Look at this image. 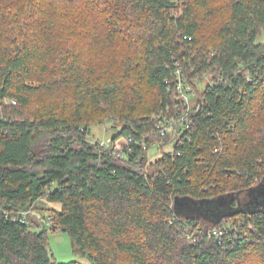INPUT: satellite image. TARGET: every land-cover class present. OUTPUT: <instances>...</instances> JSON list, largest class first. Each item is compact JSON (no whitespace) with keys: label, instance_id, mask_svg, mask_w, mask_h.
<instances>
[{"label":"trees","instance_id":"trees-1","mask_svg":"<svg viewBox=\"0 0 264 264\" xmlns=\"http://www.w3.org/2000/svg\"><path fill=\"white\" fill-rule=\"evenodd\" d=\"M263 38L264 0H0V264H85L58 230L92 264H264Z\"/></svg>","mask_w":264,"mask_h":264},{"label":"rangeland","instance_id":"rangeland-1","mask_svg":"<svg viewBox=\"0 0 264 264\" xmlns=\"http://www.w3.org/2000/svg\"><path fill=\"white\" fill-rule=\"evenodd\" d=\"M264 40V38H263ZM212 76L210 74H207L204 76V78L201 80H198L197 78L194 80L196 83H198V90L203 89L205 85L209 82H211ZM190 82V81H189ZM192 93L198 97L199 93L197 94L196 88L193 85ZM193 99H195L194 96H192ZM196 101H191V105H195ZM91 131L89 134V141L91 142H100L102 143H109L112 145L111 141H113V137L118 134V132L121 129V126H118L116 122H113L112 120H107L103 123L95 122L90 125ZM126 138H121L118 141L119 145H125ZM174 147V143L170 142L164 147L165 152L172 151ZM163 151L160 149L159 145H155L151 148V150L148 152L149 160L155 161L156 159L160 158L162 156ZM51 206H56L58 209L61 208L60 204H51ZM29 212H27L28 214ZM47 214V213H46ZM26 215V214H25ZM32 217H34V220L36 224H38V220L40 217H42V210H35L31 214ZM48 247L50 249V253L52 254V257L54 260L61 262V263H68L71 261H80L85 264H92V260L89 258L88 255L83 254L82 252L76 250L74 242L69 235L68 232L58 230L55 232H49V242Z\"/></svg>","mask_w":264,"mask_h":264},{"label":"built area","instance_id":"built-area-1","mask_svg":"<svg viewBox=\"0 0 264 264\" xmlns=\"http://www.w3.org/2000/svg\"><path fill=\"white\" fill-rule=\"evenodd\" d=\"M181 73H182V70L180 69L179 74ZM176 88L179 93V100L182 101L183 103H186L189 106L188 110L180 116V122L182 123V126L187 127V120H188L187 116H188V112L190 108L192 107L191 101L195 100L192 98V96L196 97V95L192 93L193 83H190L187 77H184L179 81V83H176ZM176 124H178V122L174 118L171 119L169 125L161 129V133L163 135H166L168 132L172 130V128L176 126ZM125 141H126L125 145H119L118 141L115 143V145L113 141H111L112 145H110L109 143H102L101 145L103 147H112L113 150L117 151L127 146L129 142L132 141V138H126Z\"/></svg>","mask_w":264,"mask_h":264}]
</instances>
